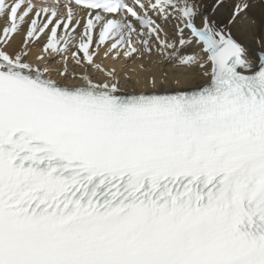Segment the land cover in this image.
<instances>
[{
	"label": "snow or ice",
	"instance_id": "obj_1",
	"mask_svg": "<svg viewBox=\"0 0 264 264\" xmlns=\"http://www.w3.org/2000/svg\"><path fill=\"white\" fill-rule=\"evenodd\" d=\"M0 264H264V0H0Z\"/></svg>",
	"mask_w": 264,
	"mask_h": 264
},
{
	"label": "bare ground",
	"instance_id": "obj_2",
	"mask_svg": "<svg viewBox=\"0 0 264 264\" xmlns=\"http://www.w3.org/2000/svg\"><path fill=\"white\" fill-rule=\"evenodd\" d=\"M44 39H46V38H44ZM38 47H42V44L41 45H38ZM108 63H111L110 61H108ZM158 70V69H157Z\"/></svg>",
	"mask_w": 264,
	"mask_h": 264
}]
</instances>
